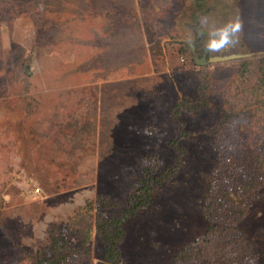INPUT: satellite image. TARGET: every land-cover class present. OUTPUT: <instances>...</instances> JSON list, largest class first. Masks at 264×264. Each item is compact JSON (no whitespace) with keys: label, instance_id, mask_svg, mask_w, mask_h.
Segmentation results:
<instances>
[{"label":"rangeland","instance_id":"rangeland-1","mask_svg":"<svg viewBox=\"0 0 264 264\" xmlns=\"http://www.w3.org/2000/svg\"><path fill=\"white\" fill-rule=\"evenodd\" d=\"M262 57L264 0H0V264H264Z\"/></svg>","mask_w":264,"mask_h":264},{"label":"trees","instance_id":"trees-1","mask_svg":"<svg viewBox=\"0 0 264 264\" xmlns=\"http://www.w3.org/2000/svg\"><path fill=\"white\" fill-rule=\"evenodd\" d=\"M260 61V67L262 71H264V57H262ZM242 65L245 67L248 66L246 62H243ZM261 81L263 82L264 80L262 79ZM154 179L155 176L148 170L144 173V176L137 180V186L134 187L133 191L126 199V206L122 212L124 218L133 215L137 209L147 204L151 197V185ZM99 200H101V197ZM96 219V228L100 238L105 244V258L107 259L106 262H100L98 264H114L115 261H118V253L116 252L117 241L123 233L121 225L122 219L119 216H112L109 219L107 217L98 216Z\"/></svg>","mask_w":264,"mask_h":264},{"label":"clouds","instance_id":"clouds-1","mask_svg":"<svg viewBox=\"0 0 264 264\" xmlns=\"http://www.w3.org/2000/svg\"><path fill=\"white\" fill-rule=\"evenodd\" d=\"M201 25H207V17L200 19ZM241 30V24L238 19L227 22L220 28H213L210 32V39L206 43V48L212 52H219L229 45H234L238 40V33Z\"/></svg>","mask_w":264,"mask_h":264},{"label":"water","instance_id":"water-1","mask_svg":"<svg viewBox=\"0 0 264 264\" xmlns=\"http://www.w3.org/2000/svg\"><path fill=\"white\" fill-rule=\"evenodd\" d=\"M201 59H202V58H201ZM203 59H204V58H203ZM210 60H212V59H210ZM201 61H202V60H201ZM201 61H200V62H199V61H197V62H198V64H202V62H201ZM204 62H205V61H204Z\"/></svg>","mask_w":264,"mask_h":264}]
</instances>
